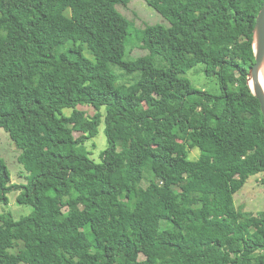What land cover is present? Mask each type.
I'll use <instances>...</instances> for the list:
<instances>
[{"label": "trees", "instance_id": "trees-1", "mask_svg": "<svg viewBox=\"0 0 264 264\" xmlns=\"http://www.w3.org/2000/svg\"><path fill=\"white\" fill-rule=\"evenodd\" d=\"M145 1L168 27L136 28L130 0H0V129L27 172L12 184L0 158V204L31 207L0 214V264H264V211L234 206L264 174L246 82L264 0ZM130 36L146 55L124 59ZM197 65L218 94L183 77ZM101 123L96 163L82 146Z\"/></svg>", "mask_w": 264, "mask_h": 264}, {"label": "rangeland", "instance_id": "rangeland-1", "mask_svg": "<svg viewBox=\"0 0 264 264\" xmlns=\"http://www.w3.org/2000/svg\"><path fill=\"white\" fill-rule=\"evenodd\" d=\"M116 9L127 19L131 20L136 28H145L152 25H161L168 27V22L162 18L153 8L148 6L145 0H130L126 6L116 5ZM139 41L134 36L128 37L125 49L124 59H136L147 54V50L143 49ZM84 55L90 59L91 56L85 52ZM155 65L162 67L165 63L160 59H155ZM111 70L116 74L117 84L130 85L139 78V73H126L118 66L111 65ZM188 79L192 86L200 91H206L212 94L219 93L218 83L215 78L207 77L203 72V65H197L189 70L184 76ZM77 109L84 111L87 116H92L95 110L89 106H78ZM65 114H69L70 110L66 109ZM77 136V134H75ZM107 139L104 134V124L98 127L97 135L87 140L83 144V149L89 153V157L96 163L101 162V154L107 148ZM197 149L190 152V158L195 159L198 156ZM20 151L10 139L9 135L0 129V158L4 160L7 165L11 183L14 185H24L27 183V172L23 166L18 162L17 158ZM150 175H145L143 186L148 185ZM19 191L12 190L7 194L8 204H0V214L10 212L15 219L21 216H26L31 212V207L22 206L16 202V197ZM234 206L237 209L242 208L244 211L253 215H257L264 211V174L255 175L247 180L243 188L234 195ZM74 215V214H73Z\"/></svg>", "mask_w": 264, "mask_h": 264}, {"label": "water", "instance_id": "water-1", "mask_svg": "<svg viewBox=\"0 0 264 264\" xmlns=\"http://www.w3.org/2000/svg\"><path fill=\"white\" fill-rule=\"evenodd\" d=\"M252 48L254 63L249 70L246 82L251 93L258 100L264 118V93L259 85V74L264 68V3L255 18Z\"/></svg>", "mask_w": 264, "mask_h": 264}, {"label": "bare ground", "instance_id": "bare-ground-1", "mask_svg": "<svg viewBox=\"0 0 264 264\" xmlns=\"http://www.w3.org/2000/svg\"><path fill=\"white\" fill-rule=\"evenodd\" d=\"M250 85L252 86L251 82ZM259 85L264 93V68L261 70L259 74Z\"/></svg>", "mask_w": 264, "mask_h": 264}]
</instances>
